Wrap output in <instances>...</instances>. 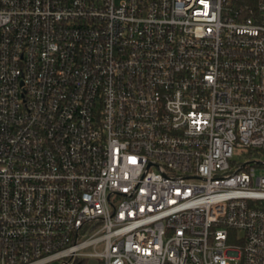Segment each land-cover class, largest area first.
<instances>
[{
	"label": "built area",
	"instance_id": "2783aa9c",
	"mask_svg": "<svg viewBox=\"0 0 264 264\" xmlns=\"http://www.w3.org/2000/svg\"><path fill=\"white\" fill-rule=\"evenodd\" d=\"M263 155L264 0H0V264H264Z\"/></svg>",
	"mask_w": 264,
	"mask_h": 264
},
{
	"label": "rangeland",
	"instance_id": "374dc122",
	"mask_svg": "<svg viewBox=\"0 0 264 264\" xmlns=\"http://www.w3.org/2000/svg\"><path fill=\"white\" fill-rule=\"evenodd\" d=\"M262 157L264 159V155ZM253 158H255L254 155L251 156L249 153L248 154L242 153L239 150L235 152V156H234L236 163H243L244 161L249 160V159H253ZM257 172L259 174H264V164L259 166ZM47 264H60V263L58 261H53V262H50ZM81 264H98V263L95 261V259H87L86 261H84V263H81Z\"/></svg>",
	"mask_w": 264,
	"mask_h": 264
}]
</instances>
